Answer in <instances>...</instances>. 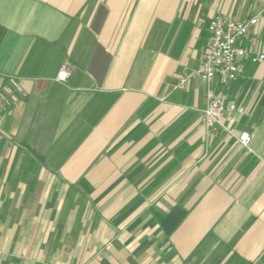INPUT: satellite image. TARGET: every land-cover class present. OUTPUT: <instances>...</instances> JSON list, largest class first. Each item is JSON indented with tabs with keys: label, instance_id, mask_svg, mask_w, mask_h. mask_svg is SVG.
I'll use <instances>...</instances> for the list:
<instances>
[{
	"label": "crops",
	"instance_id": "1",
	"mask_svg": "<svg viewBox=\"0 0 264 264\" xmlns=\"http://www.w3.org/2000/svg\"><path fill=\"white\" fill-rule=\"evenodd\" d=\"M255 16L252 55L264 0H0V264H264V63L213 130L197 73Z\"/></svg>",
	"mask_w": 264,
	"mask_h": 264
},
{
	"label": "built area",
	"instance_id": "2",
	"mask_svg": "<svg viewBox=\"0 0 264 264\" xmlns=\"http://www.w3.org/2000/svg\"><path fill=\"white\" fill-rule=\"evenodd\" d=\"M258 21L255 16L247 22H236L213 18L208 26L209 43L204 58L198 68V75L205 89V106L202 116L208 129L221 126V120L227 110L233 111L236 107L232 103H225V99L217 93L212 86H226L236 80L242 74V67L238 61L249 56L253 63H264V54L252 55L250 48L240 44L250 28ZM69 76V68L62 66L57 74L58 82H65ZM184 82V80L182 81ZM22 93V87L18 79L11 77L7 86L0 91V120L12 105L14 97ZM242 112V109H238ZM239 140L242 143L248 141V134H241Z\"/></svg>",
	"mask_w": 264,
	"mask_h": 264
}]
</instances>
